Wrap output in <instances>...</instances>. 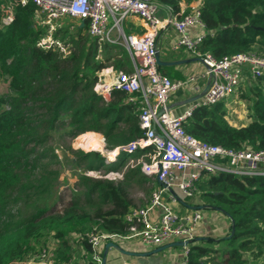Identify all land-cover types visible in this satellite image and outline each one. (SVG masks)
Here are the masks:
<instances>
[{"label": "trees", "instance_id": "16d2710c", "mask_svg": "<svg viewBox=\"0 0 264 264\" xmlns=\"http://www.w3.org/2000/svg\"><path fill=\"white\" fill-rule=\"evenodd\" d=\"M153 1L174 14L182 8L180 0ZM8 9L13 20L5 25L2 19ZM199 10L207 31L198 48L202 55L216 59L239 53L264 56V0H202ZM36 11L31 1L22 5L20 0H0V82L8 85V91L0 94V264H24L50 244L54 264H95L79 261L80 244L90 251L87 234L92 232L126 235L125 217L136 209L129 182L137 179L144 186L150 178L140 166L129 169L121 181L83 175L80 192L58 208L50 204V197L59 173L43 160L55 159L47 143L60 131L72 138L102 134L109 150L143 136L140 104L129 103L128 94L119 90L107 100L94 91L97 73L103 69L112 66L117 72H129L125 69L129 61L116 50L130 55L119 45L101 46L97 40L86 45L87 24L82 26L79 20L73 25L75 35L69 36V30L53 34L54 39L75 45L69 55L54 45L40 46L49 27L37 19ZM132 32L133 28L125 29L126 34ZM100 48L102 60L98 59ZM164 68L158 66L159 71ZM237 100L245 105L244 126L229 123L224 100L195 108L185 131L226 149L264 150V76L255 79L246 72ZM122 124L127 129L122 130ZM75 155L76 163L90 170L104 166L98 152L76 151ZM126 159L117 167L124 166ZM108 169L118 168L110 164ZM50 174L55 176L51 180ZM157 188L153 181L151 194ZM196 188L207 207L228 218L230 232L190 247L188 264L264 263V178L203 174ZM45 194L49 197L43 204L23 212L35 195Z\"/></svg>", "mask_w": 264, "mask_h": 264}, {"label": "built area", "instance_id": "2783aa9c", "mask_svg": "<svg viewBox=\"0 0 264 264\" xmlns=\"http://www.w3.org/2000/svg\"><path fill=\"white\" fill-rule=\"evenodd\" d=\"M29 1L36 6V17L43 25L53 29L56 22L66 17L84 22L91 40H97L101 46L109 43L124 47L134 66L130 73L112 69L98 72L94 91L107 100L114 90H119L128 94L129 103L140 104L143 136L110 153L114 160L121 154L132 161L136 156H139L138 160L149 158L141 169L146 175L153 176L158 188L145 206L132 210L125 217L129 225L126 235L88 233L90 251L83 253V259L106 264V242L138 238L152 247L179 241L184 254L182 264H188L189 244L195 240L203 215L200 211L180 214L175 208L178 204L175 190L184 198L195 197L196 183L203 174L264 178V150H232L210 145L189 135L184 125L195 108L227 101L236 94L246 72L255 79L264 76V56L239 53L216 59L210 54L202 55L198 48L207 31L199 5L189 11L182 7L174 14L153 0H20L22 5ZM180 1L183 6V0ZM134 18L143 22L145 33H125V24ZM12 20V10L8 9L2 22L7 25ZM169 29L174 33L170 50L184 49L201 59L206 68L203 74L172 80L159 71L158 41ZM43 43L45 39L39 45L43 46ZM199 78L208 80L202 98L183 114H174L170 107L171 96L182 89L197 94ZM156 211H160V215L156 216ZM54 261L50 244L35 259L24 264H54Z\"/></svg>", "mask_w": 264, "mask_h": 264}, {"label": "crops", "instance_id": "0c3cea01", "mask_svg": "<svg viewBox=\"0 0 264 264\" xmlns=\"http://www.w3.org/2000/svg\"><path fill=\"white\" fill-rule=\"evenodd\" d=\"M201 1L202 0H192L190 3H183L182 7L183 9H186V11H189L192 7L200 5ZM126 28H133V32L131 34L141 35L146 31L143 22L138 18H134L130 22L126 23L124 30ZM138 30H143V33H137L136 31ZM173 40L174 33L171 29L164 32L159 38V59L163 63L162 65H159V67H165L162 70L163 72H160L165 75H171L172 80H185L191 75L200 76L203 74L206 68L201 61H197V57H195L193 54L184 49L177 52L170 50L169 43ZM128 63L129 64L128 66H125V69H128V73H130L134 70L131 58ZM105 69H112L114 72H117L112 66H109ZM111 76H113V74H111ZM197 81V85L200 88V91L197 94L193 95L188 89H182L171 96L170 107L174 114H183L198 101L190 100L193 99L194 96L197 97L203 94L208 80L199 78ZM120 128L122 130L127 129L123 124ZM118 159L119 157H117L114 162H117ZM122 161L118 162L119 165L122 163ZM175 192L178 196V204L175 206V208L180 214L200 211L203 215V220L195 234V240L193 243L189 244L190 247L204 245V242L202 241L203 239L221 238L229 234L230 222L228 218L219 211L207 207L204 203V198L195 197L194 199L186 200L178 190H175ZM134 207L138 208L135 206V203ZM155 215H160V211H156ZM75 239H77V237ZM80 246L79 261L81 258L83 259V253L86 251L82 244H80ZM105 246L104 258L106 264H182L184 260L182 245L177 240L162 244L158 247H152L143 244L138 238L120 240L114 239L106 242ZM217 247L218 246L216 244L215 248ZM106 248L108 249L106 250Z\"/></svg>", "mask_w": 264, "mask_h": 264}, {"label": "rangeland", "instance_id": "374dc122", "mask_svg": "<svg viewBox=\"0 0 264 264\" xmlns=\"http://www.w3.org/2000/svg\"><path fill=\"white\" fill-rule=\"evenodd\" d=\"M78 23V20L72 18H63L55 23L53 29L49 28V35L45 39V43H43V47L49 46H56L61 49V51L65 55H69L71 50L75 49V45L72 43H65L61 40H56L53 38V34L59 30L65 31L69 30V36L75 35L73 25ZM87 40L86 45L91 43V39L87 34H85ZM48 37L50 38L49 41ZM120 46V45H119ZM121 48V47H120ZM121 51H117V54H124V57L127 61H130V56H126L122 49ZM98 59L102 60L101 51L99 52ZM114 61H110V64H113ZM8 91V85L6 82H0V94H5ZM228 107V121L234 127L244 126L246 124V109L245 105L237 100V93L231 96L227 102ZM84 134L79 135L77 138H72L71 135H65L64 131H60V133H54L53 138L51 141L47 143L55 155V159H47L43 160L44 164L51 165V171L58 172L59 177L56 181L55 186L51 189V200L50 204H56L58 208L62 206L63 203L69 202L70 198L73 194H78L77 192L81 190L80 186V178L83 175H87L93 178H102V179H110L121 181L124 179L125 174L128 172L129 169L134 168L136 166H140L143 168V164L147 163V159L144 160H131L126 159L124 166H120L118 162H121L125 159V156L121 154L117 162H114L112 155L110 153L111 150L107 148V142L104 139L102 134H94L91 135L100 137V146L99 148L92 145V142L95 141L94 137L83 136ZM86 137H88L86 141ZM99 144V143H98ZM98 148V149H97ZM76 151H82L85 153L88 152H98L104 157V166H101L99 169L90 170L87 165H79L76 163ZM149 160V158H148ZM110 164H114L117 170L110 171L108 166ZM142 170V169H141ZM50 176V180L53 179L55 176L53 174L48 175ZM38 179L40 176L37 177ZM150 183L145 184L144 186L137 183V179L135 181L129 182V193L130 197L135 203V206L140 208L144 206L150 199L151 188L153 187V176H149ZM80 192V191H79ZM49 194H45L44 197H37L35 195V199L32 200V204L25 206L26 210L29 212L34 207L40 206L45 202L44 198H48ZM196 198H200L199 192L196 195Z\"/></svg>", "mask_w": 264, "mask_h": 264}, {"label": "bare ground", "instance_id": "6f19581e", "mask_svg": "<svg viewBox=\"0 0 264 264\" xmlns=\"http://www.w3.org/2000/svg\"><path fill=\"white\" fill-rule=\"evenodd\" d=\"M88 137H94V138H95V141L92 142V145H94L95 147L97 146V147L99 148V146H100V141H101V140H99L100 137H99L98 135L93 136V135H91V134H89ZM88 137H86V141H87ZM98 143H99V144H98ZM98 148H97V149H98Z\"/></svg>", "mask_w": 264, "mask_h": 264}, {"label": "water", "instance_id": "95a60500", "mask_svg": "<svg viewBox=\"0 0 264 264\" xmlns=\"http://www.w3.org/2000/svg\"><path fill=\"white\" fill-rule=\"evenodd\" d=\"M81 25L83 26V25H84V22H81ZM157 58H158V65H162L163 63H162L161 60L159 59V55L157 56ZM197 61H201V62H202V60L199 59V58H197ZM202 96H203V94L200 95V96L194 97V98L191 99L190 101H195V100L201 99Z\"/></svg>", "mask_w": 264, "mask_h": 264}]
</instances>
